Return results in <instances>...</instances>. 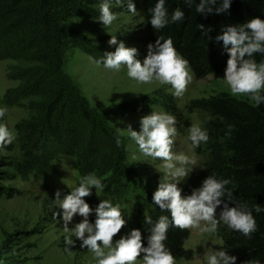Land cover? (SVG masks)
<instances>
[{"label":"trees","instance_id":"trees-1","mask_svg":"<svg viewBox=\"0 0 264 264\" xmlns=\"http://www.w3.org/2000/svg\"><path fill=\"white\" fill-rule=\"evenodd\" d=\"M94 2L0 0V61L11 60L20 65L11 68L16 73L12 79L22 90L13 103L16 105L18 100L24 101L22 105L30 112L29 120L24 122V142L20 146L25 159L16 163L17 169L33 166L37 172L52 171L49 157L38 153L39 143L63 146L66 154L75 159L80 177L94 173L105 183L99 195L93 191L91 196L85 198L90 206L98 205L100 199H111L121 207L126 184L135 175L126 163L127 151L116 145L117 133L103 115L88 106L63 71L68 51L74 47L83 49L81 44L85 41L82 34L72 29L69 20L94 16ZM138 2L150 41L154 43L160 35L166 38L171 36L177 50L189 60L196 79H203L208 74H224L228 55L221 47L222 42L217 44L214 40L223 24L243 23L256 16L264 18V0H233L230 15L210 14L207 18L195 11V5L189 7L185 0H168L169 10L180 7L185 18L179 24H171L161 32H155L147 22L150 15L148 8L156 0ZM199 23L211 27L209 35L213 37L212 40L201 34L202 30L197 27ZM93 51L98 50L88 52L94 54ZM158 98L163 110L173 114L178 112L172 96L162 94ZM130 107L125 104L117 110L150 112L145 98ZM188 110L208 114L206 129L210 137V153L203 168L184 183V193L190 194L193 187L200 186L203 179L215 173L232 180L229 187L235 186L234 195L238 200L264 207V104L259 108L253 107L248 99L219 92L192 101ZM17 130L20 131V127ZM229 132L231 135H228ZM195 151L198 153L199 148ZM121 210L128 218L125 227L139 228L145 237L149 234L147 230L150 225L144 223V213L152 215L154 220L162 214L158 206L147 211L139 208L127 211L122 207ZM254 215L259 231L252 239H246L225 227H221L216 234L221 241L220 247L229 248V254L237 256L236 264L256 258L264 264V212H254ZM90 218L94 219V215ZM124 231L125 228H122L118 234ZM188 236L187 229H170L166 243L176 260L191 259L192 252L184 247Z\"/></svg>","mask_w":264,"mask_h":264},{"label":"clouds","instance_id":"clouds-1","mask_svg":"<svg viewBox=\"0 0 264 264\" xmlns=\"http://www.w3.org/2000/svg\"><path fill=\"white\" fill-rule=\"evenodd\" d=\"M232 2L185 0L189 7L195 5V11L205 18L210 14L230 15ZM167 5L168 0H156L148 8L150 15L147 23L150 22L155 32H161L171 24H179L185 18L180 7L170 11ZM114 6L125 7L129 16L138 13L134 0H99L96 20L102 22L105 29L120 20L119 14L113 11ZM197 27L208 40L213 39L209 35L211 27H205L203 23L197 24ZM214 40L217 44L222 42L221 47L228 55L223 80L231 94L247 97L253 107L259 108L264 104V18L256 16L243 23L223 24ZM108 44L115 46V50L89 59L97 68L107 70L112 76L126 69L127 77L136 84L168 86L176 98L184 96L193 80L189 60L177 50L171 36L166 38L160 35L154 43L149 42L142 61L138 58V49L126 46L116 34L111 35ZM256 54L261 57L259 62ZM8 112L6 105L0 106V153L7 151L8 146L17 139L16 132L7 122ZM178 124L179 129L183 127L177 115L163 109L152 110L140 118L139 130L128 123L126 128L118 127L115 138L116 145L124 147L126 151L135 146L136 151L131 153L134 162L144 157L143 161L157 163L159 166L156 168L162 173L152 194V204L158 206L162 214L154 220L152 215L144 213V223L150 225L147 230L149 234L145 237L139 228L127 229L128 218L122 213L120 205L111 199H100L98 205L90 206L85 198L93 194V188L97 194L105 183L96 174L88 173L80 177L74 186L67 184L71 191L63 198L58 189L55 198L47 202L52 216L63 223L65 253L71 254L72 246L79 241L80 247L92 254L94 264H177L175 255L166 243L170 229L216 235L221 227H225L246 239L253 238L259 231L254 212H264V207L238 200L234 195L235 186L229 187L232 184L230 178L213 173L203 179L200 186L193 187L190 194L184 193L180 185L198 167L195 149L207 143L210 137L207 129L191 124L187 127L186 136L191 142L190 153L177 150L176 141L181 134ZM125 135L128 144L122 138ZM93 215L94 219H91ZM76 216L81 219L69 227ZM122 228L125 231L114 240ZM214 246H206L203 254L195 258H205V264H236L237 256L229 254V248ZM15 254V249L0 252V264H8V257ZM244 264H261V259H250Z\"/></svg>","mask_w":264,"mask_h":264},{"label":"rangeland","instance_id":"rangeland-1","mask_svg":"<svg viewBox=\"0 0 264 264\" xmlns=\"http://www.w3.org/2000/svg\"><path fill=\"white\" fill-rule=\"evenodd\" d=\"M92 5L94 16L74 17L69 20L71 27L82 34L85 41L81 48H72L66 55L63 65L64 73L77 88L79 94L87 101L88 106L104 116L108 125L118 134V127L126 128L131 123L133 128L139 130V120L143 115L152 110L163 109L159 102V95H170L174 98L178 112L175 114L180 120V136L177 137V150L190 153V141L186 139L187 127L198 124L207 128L209 116L202 111L190 112L188 106L192 101L207 98L215 93L224 92L233 96L227 84L223 80L224 74H208L203 79L193 80L188 90L181 98L172 95L168 86L138 85L127 77V70L123 69L119 74L112 76L107 70L97 68L89 57L99 58L105 51H114L115 46H109L111 35H117L126 46L136 47L139 51L138 58L143 60L147 54V45L150 41L143 13L138 0H134L138 13L129 16L125 7L114 6L113 11L119 14L120 20L111 28H104L98 18L99 0H94ZM121 29L119 32L117 30ZM91 49L97 52L89 53ZM86 50V51H85ZM100 52V53H99ZM257 62L261 57L256 54ZM264 59V57H262ZM20 66L11 60L0 61V106L9 108L7 122L17 134L14 143L8 146L7 151L0 153V252L16 250L15 255L8 257V264H94L92 254L86 248L80 247V242L72 246V253L64 252L63 223L58 222L47 207L49 199L55 198L56 190H61V197L68 194L71 189L67 184L74 186L79 182V172L75 159L66 154L63 146L57 144L39 143L38 153L47 156L51 160L52 171H35L31 168L19 170L16 163L24 160V151L20 146L24 142L25 123L30 118L24 101L15 102L17 95L22 92L18 83L12 78L16 76L13 67ZM248 99L247 97H237ZM145 98L149 113H132L129 109L117 110L121 106L135 104L139 99ZM158 102V103H157ZM132 107V106H131ZM130 107V108H131ZM20 127V131L17 128ZM125 144L128 138L122 137ZM52 145V146H49ZM197 154L198 167L191 173L199 172L209 160L208 142L202 143ZM136 151L135 146L127 150L126 163L133 170V179L126 184V190L120 204L127 211L139 208L147 211L155 207L151 202L152 194L156 190L162 173L157 170V163L150 160L134 162L131 153ZM62 161V162H61ZM67 162V163H66ZM33 167V168H32ZM66 169H65V168ZM190 175V176H191ZM183 184L180 186L183 188ZM94 194L99 195L101 189L93 188ZM79 216L74 217V223L79 222ZM189 236L185 242V249L192 252L190 260L179 259L177 264H205V258L197 260L196 255H202L206 246L219 247L220 239L216 235H200L198 231L188 230ZM114 236V240L119 238ZM211 240L213 245H211ZM208 241V242H207ZM143 254H141L142 256Z\"/></svg>","mask_w":264,"mask_h":264}]
</instances>
